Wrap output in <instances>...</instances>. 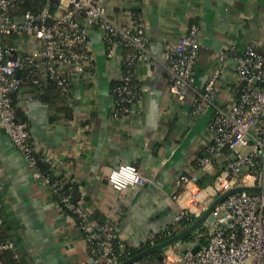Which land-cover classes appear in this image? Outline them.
<instances>
[{"label": "crops", "instance_id": "1", "mask_svg": "<svg viewBox=\"0 0 264 264\" xmlns=\"http://www.w3.org/2000/svg\"><path fill=\"white\" fill-rule=\"evenodd\" d=\"M98 1L122 21L131 12L133 0ZM140 3L151 58L135 68L140 88L128 116L117 114L113 93V83L122 72L123 51L109 58L103 34L96 28L88 33L96 78L93 86L75 81L70 101L59 105L53 102L54 87L24 86L15 95L31 141L51 162L54 173L78 183L80 204L91 219L96 214L116 218L118 237L135 248L175 218L179 211L176 178L198 171V154L210 142L207 127L214 109L192 116L195 90L184 100L170 94L167 45L177 41L190 22L198 25L201 48L194 86L202 89L210 74L220 68L214 103L226 108L234 99L237 62L231 56L221 65L220 51L235 44L241 52L251 42L264 48V0ZM57 107L65 110L56 112ZM125 163L136 165L153 182L117 193L107 175ZM33 173L0 120V187L6 190L10 208L23 227L22 249L35 264L90 263L87 241L77 232L74 217L64 212L59 198Z\"/></svg>", "mask_w": 264, "mask_h": 264}, {"label": "built area", "instance_id": "2", "mask_svg": "<svg viewBox=\"0 0 264 264\" xmlns=\"http://www.w3.org/2000/svg\"><path fill=\"white\" fill-rule=\"evenodd\" d=\"M24 1L0 0V120L12 143L34 168V153L40 150L31 141L28 123L16 116L11 98V93L24 84V79L18 77L19 71L30 70L31 73L35 69L38 73L30 75L33 83L41 85L42 78L48 77L65 93L75 81L93 86L96 78L88 33L96 28L103 34L109 58L123 51L125 60L113 93L117 114L126 117L133 112L139 94L133 84L135 68L148 61L151 52L147 21L143 16L135 17L129 12L118 21L98 0H42L39 11H22L20 3ZM200 48L198 25H187L177 41L167 45V70L173 97L184 100L191 89L195 90L192 116L214 109L207 127L208 154L198 157L197 172L182 173L176 178L179 211L170 223L146 241L150 247L157 244V237L171 238L173 229L183 226V221L193 222L220 195L236 187H264V48L259 42H251L241 52H237L235 44L220 51L221 65L231 56L237 62L232 89L234 99L227 108L214 103L220 68L210 74L202 89L194 86ZM122 165L133 167L139 176V182L125 190L153 182L136 165L121 164L111 168L107 175L109 185L117 193L125 190L115 189L110 176ZM209 173L215 175L212 184L201 186L199 179ZM33 174L52 187L68 212L79 214L82 227L92 238L101 239L99 246L90 249V264L120 263L112 240L117 234L118 220L108 217L105 223L98 225L82 203L73 202L70 194L63 192V183H52L38 170ZM212 213L214 219L205 222L210 229L206 241H201V234H196L191 239L193 245L183 239L168 245L161 252V264H264V189L232 192ZM196 244L200 247L193 251ZM11 246L9 243L3 247ZM130 264L148 263L138 258Z\"/></svg>", "mask_w": 264, "mask_h": 264}, {"label": "trees", "instance_id": "3", "mask_svg": "<svg viewBox=\"0 0 264 264\" xmlns=\"http://www.w3.org/2000/svg\"><path fill=\"white\" fill-rule=\"evenodd\" d=\"M43 6L42 0H25L24 2L20 3V9L22 11L26 10H32V11H39L40 8ZM119 7V6H118ZM132 15L135 17L142 16V5L140 3V0H133L132 1V7L130 8ZM123 16V14H122ZM193 22H190L188 25L192 24ZM122 63L124 62L125 58L124 55L121 57ZM33 72L38 73L35 69ZM33 72L30 73V70H21L18 72V77H21L24 79V84L20 86V88L16 91H13L11 93L12 103L16 110V116L20 121L26 122L24 118L21 116L18 108L16 107V100L15 95L18 93V91L24 87H31L35 90H41L46 88H56L57 92H54V98L53 102L59 105L60 102L63 104L65 102L70 101L71 97V89L73 83L69 86L70 91L65 93L62 91L61 86L56 84L55 81L49 79L48 77L42 78V84L38 85L32 82V77L30 75L33 74ZM118 82V80H115L113 83V86ZM133 84L137 86L138 90L140 88L139 84L137 83L136 78L133 80ZM56 112H62L65 110L64 107H57ZM36 157V164L34 167V170H38L43 175H46L50 178L51 182H61L63 183V192L66 194H70L72 201L75 203L81 202V197L78 191V183L72 180H66L64 176L54 173V171L51 169V162L45 158L44 153L40 151H36L35 153ZM207 147L203 148L199 152V157L207 155ZM198 159V158H197ZM198 165V160H197ZM214 180V175H208L205 174L199 179V184L201 186H206L210 183H212ZM50 192L58 199V195L50 185H48ZM61 207L63 208L65 213H69L74 217L76 230L78 233H82L84 235V238L88 242L89 250L92 247H96L100 245V238H92L91 234L87 232L81 224V217L79 214L74 212H68L67 209L61 204ZM96 218H92V220H95L98 225H102L107 221V217H104L102 215L96 214ZM0 264H35L29 254L22 249L21 241L23 239V227L19 224L17 218L14 216L13 211L10 208V204L6 198V190L4 188L0 187ZM192 223V220H185L183 221L181 227H178L176 229H173L172 236L179 234L186 230L190 224ZM200 228V227H199ZM198 228V229H199ZM198 234L196 232L192 233L190 236L187 237V239H192L194 236ZM91 237V238H90ZM203 238L201 241H206L207 236H202ZM168 236H160L157 237L156 243L159 244L160 242L167 240ZM113 244L114 248L116 250V254L118 257V260L124 261L129 256H135L136 254L142 252L145 249L150 248V245L145 242L140 247H130L129 245L125 244L117 234H114L113 237ZM12 243L11 247H3L6 244ZM165 248L161 250H155L153 252L148 253L144 257H142L143 260H145L148 264H161L159 260V254L163 252ZM90 264V263H85Z\"/></svg>", "mask_w": 264, "mask_h": 264}, {"label": "water", "instance_id": "4", "mask_svg": "<svg viewBox=\"0 0 264 264\" xmlns=\"http://www.w3.org/2000/svg\"><path fill=\"white\" fill-rule=\"evenodd\" d=\"M261 189H264V187H259V186H255V187H236L222 195H220L219 197H217L210 205L209 207L203 212V214L201 216H199L198 218H196L191 224L190 226L184 230L183 232L179 233V234H176L174 236H172L171 238H168L167 240H164L162 242H160L159 244H156L155 246H152L148 249H145L143 250L142 252L136 254L135 256L123 261V262H120L118 264H130L132 261H134L135 259H138V258H142L144 257L145 255H147L148 253L150 252H153L155 250H161L165 247H167L168 245L176 242V241H179V240H182V239H185L187 238L188 236H190L192 233L196 232V230L203 224L205 223L206 221H212L214 219V216H213V213H212V210L214 209V207L221 201L223 200L227 195H229L230 193L232 192H235V191H238V190H248V191H259ZM200 247V244H196L193 248V251H197ZM159 260L162 261L163 259V256L162 254L160 253L159 254Z\"/></svg>", "mask_w": 264, "mask_h": 264}, {"label": "clouds", "instance_id": "5", "mask_svg": "<svg viewBox=\"0 0 264 264\" xmlns=\"http://www.w3.org/2000/svg\"><path fill=\"white\" fill-rule=\"evenodd\" d=\"M110 182L117 190H125L128 186H133L139 182L136 170L128 165H122L111 173Z\"/></svg>", "mask_w": 264, "mask_h": 264}, {"label": "rangeland", "instance_id": "6", "mask_svg": "<svg viewBox=\"0 0 264 264\" xmlns=\"http://www.w3.org/2000/svg\"><path fill=\"white\" fill-rule=\"evenodd\" d=\"M60 11H61V9H60ZM196 233L201 234V236H204V237H205V236L209 237V235H210V229H209V227L207 226V224L203 223V224L200 226V228L196 230ZM202 238H203V237H202ZM183 240H185V242H189L191 245L194 244V242H193L191 239H187V238H185V239H183Z\"/></svg>", "mask_w": 264, "mask_h": 264}]
</instances>
